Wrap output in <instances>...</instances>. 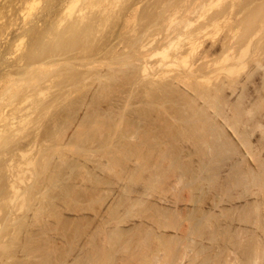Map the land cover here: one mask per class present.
<instances>
[{
	"label": "bare ground",
	"instance_id": "bare-ground-1",
	"mask_svg": "<svg viewBox=\"0 0 264 264\" xmlns=\"http://www.w3.org/2000/svg\"><path fill=\"white\" fill-rule=\"evenodd\" d=\"M119 1L71 0L62 15L78 18L58 32V43L51 37L53 47L77 46L78 34L90 35L82 27L89 14ZM248 1L203 0L191 9L203 20L195 28L196 20L182 21L176 11L164 16L152 37L175 36L153 54L157 74L135 61L61 70L68 82L62 97L79 96L50 118L51 106L38 113L49 118L44 133L35 128L29 149L22 145V157L7 164L0 212L11 237L0 236V264H264V0ZM209 38L215 48L198 54ZM183 42L189 49L179 53ZM83 43L86 57L91 46ZM116 94L118 102L103 105ZM4 133L0 147L18 138Z\"/></svg>",
	"mask_w": 264,
	"mask_h": 264
},
{
	"label": "rangeland",
	"instance_id": "rangeland-1",
	"mask_svg": "<svg viewBox=\"0 0 264 264\" xmlns=\"http://www.w3.org/2000/svg\"><path fill=\"white\" fill-rule=\"evenodd\" d=\"M29 1L31 3H29ZM33 1H34V4L36 3L35 4L36 7H32ZM33 1H31V0H0V134L4 133V131L8 130L9 134H10V132L11 133L14 132L15 136L18 137V138L14 137L12 139H8V142L6 143V146H8L7 148L5 145H3L4 147H2V145L0 147V173H1L0 174V192H1L0 196H1V194L6 193V191L8 189L6 187L9 186L8 181L11 179L9 177L11 173L10 174L6 173V167L8 165L10 166V164L11 165L16 164L17 161L22 157V155L19 154V153H21V151L18 148L23 147L22 145H24V148L28 147L26 145H28L29 142H31L30 140H32V138H33L32 137L33 132H34V134L36 133L35 128H36V131H37V128H40L37 133L42 135V133H44L43 132L44 125L47 123V120H49L51 113L57 111L56 109H60L61 108L60 106H63V109L66 108L65 109V111H66L68 109L67 108L68 106H66V105H68L69 100L74 101L75 99H73V98L79 96V93L77 94V96H75V93H73L75 97L72 94V96H73L72 99L70 97H68L65 100V98H64V97H66V95L64 93H66L65 91L68 90V88H67L68 82H67V78H65V76L68 73L69 74L70 73H80V72L84 73L85 71L87 72L90 69L94 70V71L104 70L106 68H109L112 65H113V67H117L118 65L120 66V65H123L125 63L129 64V63L141 62L144 65L148 64V67L150 66V68L154 71V72H152V70H149V68H148L151 75H154L155 71H156L155 74H157V72L159 71L158 68L160 66H157L158 68L156 67V70H154V69L156 66L155 63H157V65H158L157 59H159V58H158V56H154L153 54L155 53L156 50H160V49H162L163 46H166V44H168L170 37H171L170 34L173 35L172 37H174L175 34L171 31H170L171 33L170 32L169 33H162L161 35H159L160 37L157 35L158 38H157V36H155V38H156V40H155V38L152 37V36H154L153 33L156 32L154 30L162 29V23H163L162 21L164 19V16H166L167 18H171L170 15L172 14L171 16H173V13H176V12H177L176 15L178 16V17L177 16L176 17L181 19L182 21H183L185 16H187L188 18L195 21L198 18V16L196 14L199 10L197 12H195L196 14H194V11L193 10L191 11V9L195 10L200 5H202V2H203V0H200V1L199 0H179V1L178 0H175V1L174 0H122L121 1L120 0L119 1L120 4H119V2H116L119 6L116 3H114L113 7L111 5H109V3H108V5H109L108 9L100 10V9L96 8L93 10L94 12H91V10L88 11L89 13L90 12L92 13V14L90 13L89 14L90 16L88 17L91 20H88V19H87V21L85 20V24L82 27H84V29H85L88 26L87 28L89 29L88 31L90 32L89 36H86L85 34H78L77 33L79 35L77 37L81 38V39L76 40L77 46H73V47L69 48V50H61L60 48H56L54 45L55 50L51 52V47L54 49L53 44L59 42V41H57V40H59L58 39L59 35H58V37H55V36H57V34H59L58 32H60L62 30L63 31L66 30L71 25V20L74 21V19H75L74 17H76L79 13H76V15H73L74 17L72 16L71 19L69 17H67L66 15H62V14H64L63 11H66V7L71 2V0H48V1L47 0H37V1L33 0ZM249 1L255 2L257 0H252V1L249 0ZM157 2L159 4H157ZM197 4H199V5H197ZM171 6L174 8L176 7L175 10ZM115 7H117V8L119 7L118 10ZM165 8H166V10H165ZM167 8H168V10H167ZM181 8H182V12L181 11L179 12V10H181ZM78 9H80V6ZM153 9L155 11H152ZM112 11H114V12H112ZM214 11H217V9H214L213 11H211V13H209V15H208L209 18H210V15H211V17H213ZM162 13H163V15H162ZM166 13H168V14H166ZM193 15H195V16H193ZM64 17L65 18L67 17L66 19H68V21H66V19H64ZM153 17L155 19H157L156 17H158V19H157L158 21H156L157 23L159 22L158 25L156 22H155L156 25H155V23H152V21H154ZM187 17H185V18H187ZM77 18H78V16H77ZM110 18H111V20H110ZM174 18H175V14H174ZM102 19H103L102 22L104 24L101 22ZM143 19H145V20H143ZM147 19H148V21H147ZM60 20H62V22L65 20L63 22V25H60V24H62V23H60L61 22ZM201 20L198 22L196 20L193 28H195L199 24H201L202 23ZM104 21H107V23ZM99 22L102 24L100 25ZM153 24H154V26H153ZM59 26L61 28H58ZM62 27H64V29ZM146 27L149 29H147ZM179 27H182V24H180ZM56 30H58V31H56ZM137 30H138V32H137ZM82 32H83V29H82ZM136 32H137V34H136ZM97 33L100 35H98ZM138 36H139V38H138ZM51 37L52 38L55 37L54 40L57 38L55 40L57 42L54 43V40ZM93 39H94V41H93ZM96 39H97V41H96ZM151 39H153V40L151 41ZM206 40H208L209 42ZM206 40H204V41H206V44L204 41H203L204 45L202 44L204 47L200 46L201 47V48H199L200 50L198 49V51H197L198 54H200L204 48H207L206 45L208 46L207 49H209L211 47L212 50L217 45L215 43L216 39L213 40V39L209 38ZM210 40H211V42H210ZM77 41H78V43H77ZM83 42L86 43L85 46L88 45V46H91L90 48H92V49L89 48V52L87 53L86 57H83V54H82L83 51H81L79 48L80 46L84 45ZM95 42H96V44H94ZM152 43H153V46H152ZM210 43H211V46H210ZM143 44H144V47H143ZM213 45H215V46H213ZM150 46H152L153 49ZM182 46L184 49L182 48ZM187 46H188V44H186V42H183V44L180 45V47H179L180 50L178 49L179 53H184V51L187 52L189 49V46L188 47ZM139 47H141V49H139ZM142 47L144 48V51H143ZM145 47H146V50H145ZM58 49H59V51H58ZM136 49H138V50H136ZM65 51H69V53L68 52L65 53ZM173 52H178V51L175 50ZM172 54H174V53H172ZM214 55H215V57H213ZM218 55L219 56L221 55L220 51L217 52V54H213V56L210 58L212 60H214V59L219 57ZM216 56H218V57H216ZM50 58H51V60H50ZM148 58L151 60L149 61ZM210 58L208 57V60H206V61L204 59L199 60L198 65L200 66L202 63L204 64L205 62L211 63L212 60ZM121 60H123V61H121ZM155 61H157V62H155ZM113 62L116 66H114ZM175 67H173V69H174L173 72H175V69H177ZM179 68L181 69V67H179ZM209 68H205L203 70L204 72L202 71V73L203 74L209 73V71H210V70H208ZM61 70L65 71V72L67 71L68 73L66 72L67 74L64 75L63 74L64 72H61ZM149 72L147 74H149ZM202 73H200V74H202ZM171 74H173V73H171ZM56 75H57V79L55 80ZM59 75L60 76L63 75V76H61L62 77L61 79L58 77ZM44 79H46V80H44ZM51 79L53 82L50 81ZM256 79H258V77H256ZM144 80H145V78H144ZM251 85L252 84H250V87H251ZM253 87H252V92L254 95L255 89ZM49 88H51V90ZM28 89H29V91H28ZM76 89L77 88L73 87V91L75 90V92H76ZM41 90L42 91L44 90V92H42ZM34 91H35V93H34ZM9 92H11V93H9ZM21 92H22V94H21ZM24 92H25V94H24ZM47 93H49V94H47ZM44 94H45V96H44ZM59 95H60V97L64 96V97H62V99H60L62 101L58 100L60 98ZM33 96H35V97H33ZM39 96H41V97H39ZM44 97H45V99H43ZM116 97H118L117 94L113 95V97H112L113 99H117V100L110 99L107 102L102 101L103 105L106 106L107 105L106 103H109L111 101H113V102L117 101L118 102L119 97L118 98H116ZM38 98H39V100H38ZM67 99H69V100H67ZM42 100H44V101H42ZM63 100H65V101H63ZM62 102H66L67 104L65 103L66 105H64V103H63V105H61ZM70 102H69V104H70ZM36 103H37V105H35ZM53 103H55V104L52 105ZM33 104H34V106H33ZM32 106L36 107V108H33ZM49 106H51V109H53V110H51V112L49 114H47L49 118L44 117L46 115H44L43 117H41V115H40V118H41L40 119L39 114L41 113V111L44 110V108L49 107ZM52 106H53V108H52ZM30 107H31V109H30ZM58 107H60V108H58ZM36 109H38V110H36ZM15 110L17 111V113L15 112ZM62 111L64 112V110H62ZM82 111H80V114L84 113V110H82ZM14 112H15V114H14ZM66 113H68V111ZM30 114H32V115H30ZM22 118H23V120H22ZM44 118H46V119H44ZM59 120L62 122L61 119H59ZM26 121H28V123L32 122V124H34V125H32V124L28 125V123H26ZM41 122H42V124H41ZM25 123H26V125H28V127L31 125L27 131H25L26 130L25 129L26 128ZM76 123H77V121H76ZM74 125H75V123H74ZM34 126H36V127H34ZM41 127H42V129H41ZM10 128H13V130H10ZM23 128H24V130H22ZM75 129H76V126H74V127L72 126V128L71 127L67 128L66 132L69 133L70 135L71 134L73 135L74 134L73 132L76 131ZM4 134L8 135V132H5ZM25 149H27V148H25ZM34 153H37L36 148L34 149ZM263 153H264V149H263ZM5 154H6V156H5ZM14 155H17V157L19 156V158L16 157L17 161L13 160L14 161L13 162L12 157ZM20 155H21V157H20ZM31 156L34 157V156H37V154L32 153ZM16 158H14V159H16ZM39 160H40V158H39V156H37L36 161H39ZM64 211L68 213V211H66V210H64ZM86 212L90 216L93 213L90 210H87ZM0 214H1L0 215V227H1L0 236H4L7 238V240H9V237H11V231H10L11 228L8 229V227H5L6 226L5 224L7 222V219H5L6 212L3 210V212L1 211ZM76 216L77 215H69V217L71 219H74V220L78 219ZM4 237H2V238L6 240V238H4ZM0 240H1V237H0ZM1 245L2 244H0V246Z\"/></svg>",
	"mask_w": 264,
	"mask_h": 264
}]
</instances>
